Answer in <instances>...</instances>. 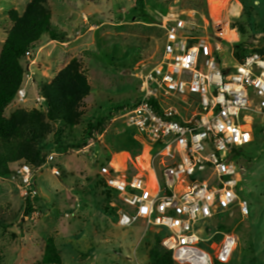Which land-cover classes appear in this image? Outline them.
Listing matches in <instances>:
<instances>
[{"label": "rangeland", "instance_id": "1", "mask_svg": "<svg viewBox=\"0 0 264 264\" xmlns=\"http://www.w3.org/2000/svg\"><path fill=\"white\" fill-rule=\"evenodd\" d=\"M30 1L0 0V52L12 27L10 11L23 13ZM220 1L145 0L142 10L138 0H47L51 27L64 38L57 41L43 35L21 60L25 72L30 68L34 75L24 80V101L14 100L5 112L7 117L17 110L25 112L26 120L41 135L30 134L25 126L21 140L33 147V153L44 149L47 155L39 165L24 159L10 162L15 146L0 139V170L14 172L27 162L35 169L33 184L38 189L35 197H29L32 212L25 215L24 189L12 180V174L0 176V264L151 263L149 255L157 234L145 232L141 220L126 228L118 225L120 200L107 188L99 166L109 160L122 172L126 161L135 172L143 171L141 163L148 166L150 148L137 138L136 130L126 126L123 113L139 99L143 74L162 55L164 27L172 12L190 17L195 11L190 19L202 27L204 35L230 19L243 45L264 50V0ZM223 57L229 65L235 63L228 52ZM72 65L81 76L79 90L69 121L55 119L45 93L55 103L62 102L50 93L52 82ZM99 118L107 123L105 132L94 131L89 136V122ZM252 128L253 142L233 156L244 168L237 195L248 201L250 215L241 216L236 202L207 220L206 231L219 233H208L213 235L211 239L199 246L212 264H218V246L229 232L236 235L238 244L228 264H264V117L255 118ZM59 140L71 144L64 146ZM163 146L157 144L151 152L158 155L155 167L160 176L163 163L175 156L173 152L160 155ZM51 154L54 160L49 163ZM54 167L60 175L53 174ZM207 175L217 184L211 172ZM49 239L60 263H41Z\"/></svg>", "mask_w": 264, "mask_h": 264}, {"label": "built area", "instance_id": "2", "mask_svg": "<svg viewBox=\"0 0 264 264\" xmlns=\"http://www.w3.org/2000/svg\"><path fill=\"white\" fill-rule=\"evenodd\" d=\"M194 15L195 11L190 17ZM190 17L169 15L162 55L143 74L139 99L123 113L126 126L150 148L148 166L139 163L143 171L135 172L126 161L122 172L109 160L100 164L99 174L120 200V227L141 220L145 232L154 230L162 236L161 245L172 252L176 264H212L199 246L219 233L206 231L207 220L236 202L241 216L250 215L248 201L237 195L244 168L233 156L253 142V121L264 117V53L245 47L238 57L235 45L240 33L230 19L204 35ZM226 52L233 65L223 61ZM33 75L29 68L24 80ZM26 96L22 84L16 100L24 101ZM157 144H165L160 155H175L163 163L161 176L155 167L158 155L151 154ZM53 160L51 154L48 162ZM52 172L60 175L56 167ZM208 172L217 184L210 182ZM34 173L32 165L23 162L11 175L30 198L38 194ZM237 244L234 233H225L217 262L228 263Z\"/></svg>", "mask_w": 264, "mask_h": 264}, {"label": "trees", "instance_id": "3", "mask_svg": "<svg viewBox=\"0 0 264 264\" xmlns=\"http://www.w3.org/2000/svg\"><path fill=\"white\" fill-rule=\"evenodd\" d=\"M144 1L138 0L142 10L144 9ZM47 0H31L23 13L13 9L10 11V20L12 27L7 34V38L0 52V139L7 145H14L16 152L10 162L24 159L35 165L43 162L47 155V150L42 149L37 153H33V147L24 143L23 128L26 126L30 129V134L39 137L41 132L36 126L26 120L27 115L22 110L13 112L9 117L5 115L7 107L16 100L17 93L24 81L25 69L21 60L29 53L45 34H48L52 40H63L64 36L51 27V15L46 7ZM235 26V25H234ZM240 33V32H239ZM238 49L237 56L241 57L240 51L245 49L240 41L235 45ZM264 53L263 49H259ZM78 70L72 65L62 71L52 82V91L61 103H55L49 93H45V99L51 109V116L55 119L68 120L73 108V101L79 90L80 80ZM82 79V78H81ZM132 106V105H131ZM130 106V107H131ZM110 117V115H109ZM106 121L99 118L95 122H89L87 130L91 136L94 131L103 134L106 130ZM44 138V137H42ZM64 146H70L71 142H60ZM241 151V149H239ZM235 151L238 153L240 151ZM38 155L37 157L35 155ZM11 172L8 168L0 170V176H9ZM27 207L25 215L32 212L31 199L27 196ZM160 234L155 235L156 244L151 249L149 258L150 264H176L172 257V252L161 247ZM60 263V257L56 253L53 240H48L46 253L41 263ZM218 264H223L219 263ZM228 264V263H226Z\"/></svg>", "mask_w": 264, "mask_h": 264}, {"label": "bare ground", "instance_id": "4", "mask_svg": "<svg viewBox=\"0 0 264 264\" xmlns=\"http://www.w3.org/2000/svg\"><path fill=\"white\" fill-rule=\"evenodd\" d=\"M220 2H223V0L222 1H220ZM216 6V5H215ZM219 11H216L215 12V14H214V16L217 18V16L219 15V13H218Z\"/></svg>", "mask_w": 264, "mask_h": 264}, {"label": "snow or ice", "instance_id": "5", "mask_svg": "<svg viewBox=\"0 0 264 264\" xmlns=\"http://www.w3.org/2000/svg\"><path fill=\"white\" fill-rule=\"evenodd\" d=\"M245 138H247V137H245Z\"/></svg>", "mask_w": 264, "mask_h": 264}]
</instances>
